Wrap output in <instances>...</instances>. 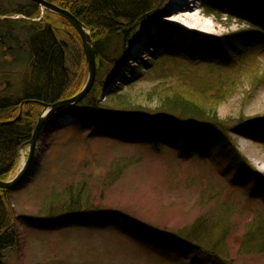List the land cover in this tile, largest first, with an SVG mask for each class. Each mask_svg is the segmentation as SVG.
Returning <instances> with one entry per match:
<instances>
[{"label": "trees", "instance_id": "obj_1", "mask_svg": "<svg viewBox=\"0 0 264 264\" xmlns=\"http://www.w3.org/2000/svg\"><path fill=\"white\" fill-rule=\"evenodd\" d=\"M43 1L79 20L89 33L96 64L95 81L87 97L55 113L45 127L60 130L64 128L60 118L68 116L71 122L88 127L91 137L167 146L183 157L202 158L210 153L216 160L225 162L228 169L235 170L231 178L235 187L247 188L249 198L264 203V174L250 164L231 139L233 134L264 145V116L244 122L221 119L218 114L219 106L233 90L234 75L242 74L255 58L264 57V0H208L206 16L216 20L233 16L243 28L221 38L179 32L181 42H172L176 32L160 22V4L165 0ZM14 15L18 19H10ZM150 31L158 33L155 42ZM22 39L28 65L21 88L16 92L18 98L8 85L4 89L9 93L4 95L3 89L0 95V181L3 182L15 170L19 152L28 147L43 111L40 104L24 102L51 105L70 99L82 89L87 75L81 41L75 30L63 18L29 0L25 6L0 10V46L7 53L19 51ZM142 41L151 42L150 50L143 60H131L136 66L128 67L130 48ZM141 69L145 71L142 76ZM145 77L159 84L151 91L153 97L142 102L127 91ZM259 82L264 83V73L253 83ZM108 86L112 87L101 101ZM182 90L195 94L201 102L182 99L178 95ZM34 170L30 168L23 180L30 178ZM10 192L4 194L0 190V264H6V254L20 244L16 227L19 216L10 204ZM211 198L216 200V195L212 194ZM91 199L86 185H71L60 196L46 200L37 217L25 219L45 222L91 215L106 217L162 242L189 246L214 264L236 262L226 246V239L233 231V211L229 206L223 211L211 210L183 228L160 231L121 212L105 210L100 202L93 204ZM263 251L264 220L258 216L243 225L235 254L244 256Z\"/></svg>", "mask_w": 264, "mask_h": 264}, {"label": "rangeland", "instance_id": "obj_2", "mask_svg": "<svg viewBox=\"0 0 264 264\" xmlns=\"http://www.w3.org/2000/svg\"><path fill=\"white\" fill-rule=\"evenodd\" d=\"M194 1L191 13L197 16V22L188 26L174 24L173 18L168 17L172 14L169 13L173 7L171 0L161 2L160 22L176 32L172 42L182 41L178 39L179 32L221 38L243 28L233 16L219 20L206 16L208 0ZM18 5H27V0H0V10ZM150 35L153 42L159 37L156 31H150ZM142 42L130 48L128 67L136 66L131 60H143L150 50L151 42ZM20 44L21 49L11 53L0 46V95L6 85L14 94L21 88L28 57L23 39ZM254 60L242 74L234 75L233 90L218 108L221 119L245 122L264 116V83H253L264 73V57ZM139 74H145L144 69ZM121 75L125 76V67ZM158 84L145 77L127 92L143 102L153 97L151 91ZM182 91L178 94L182 99L201 102L195 94ZM7 93L9 90L4 89L3 94ZM15 96L18 98V93ZM62 126L54 130L48 125L42 130L31 166L36 171L10 192V204L19 216L16 227L20 244L6 254V264H214L189 246L162 242L115 219L95 215L45 222L25 219L37 217L46 200L60 196L68 186L81 183L91 192L93 204L100 202L105 210L121 212L160 231L183 228L211 210L223 211L229 206L233 211V231L226 239L230 257H236L235 264H264V251L244 256L235 254L243 225L258 216L264 220V203L249 198L247 188L233 185L231 178L235 170L228 169L225 162L216 160L210 153L202 158L183 157L167 146L91 137L88 127L74 122ZM231 139L250 164L264 174V145L233 134ZM27 153L28 148L19 152L18 164L8 180L18 173ZM212 194L216 200L211 198Z\"/></svg>", "mask_w": 264, "mask_h": 264}, {"label": "water", "instance_id": "obj_3", "mask_svg": "<svg viewBox=\"0 0 264 264\" xmlns=\"http://www.w3.org/2000/svg\"><path fill=\"white\" fill-rule=\"evenodd\" d=\"M29 1L43 8L44 10H47L63 18L66 22H68L71 25V27L78 34L80 41H81L82 51L84 54V59H85V64H86V69H87V80L85 84L83 85L82 89L74 97L70 99L63 100V101H60V102H57L51 105L38 103L36 101H25L24 102V104H29V103L40 104L43 107V112L41 113L37 121L32 137L29 141L27 159L23 163L22 168L18 171V173L11 180L5 181V182L0 181V190L4 194L6 192H9L15 189L24 179L28 170L31 168L33 164V157H34L37 142L39 140V136L43 128L45 127L47 121L55 113L59 112L60 110H67L75 106L76 104L80 103L81 101H83L87 97L89 92L91 91L93 83L95 81V76H96L95 55H94V51L91 45V40H90L89 34L85 31V28L79 22V20H77L68 11L58 8L56 6H53L43 0H29ZM108 91H109V86L102 93V98L107 94Z\"/></svg>", "mask_w": 264, "mask_h": 264}, {"label": "bare ground", "instance_id": "obj_4", "mask_svg": "<svg viewBox=\"0 0 264 264\" xmlns=\"http://www.w3.org/2000/svg\"><path fill=\"white\" fill-rule=\"evenodd\" d=\"M194 0H171V5L173 6L169 13L172 12L171 15L168 14L169 18H173L172 22L174 24L188 26L190 23L194 24L197 22V16L192 14L191 11L195 7L193 5ZM194 27V26H189ZM24 161L21 162V168L23 166ZM20 168V169H21ZM19 169V170H20Z\"/></svg>", "mask_w": 264, "mask_h": 264}]
</instances>
